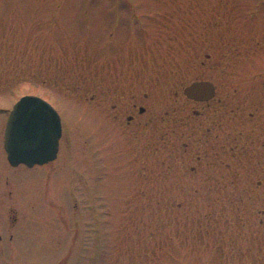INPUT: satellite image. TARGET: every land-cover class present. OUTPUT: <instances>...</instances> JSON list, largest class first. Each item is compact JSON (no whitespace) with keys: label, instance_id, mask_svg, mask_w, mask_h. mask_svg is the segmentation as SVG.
<instances>
[{"label":"rangeland","instance_id":"374dc122","mask_svg":"<svg viewBox=\"0 0 264 264\" xmlns=\"http://www.w3.org/2000/svg\"><path fill=\"white\" fill-rule=\"evenodd\" d=\"M25 95L62 136L32 168L0 141V264H264V0H0Z\"/></svg>","mask_w":264,"mask_h":264},{"label":"water","instance_id":"95a60500","mask_svg":"<svg viewBox=\"0 0 264 264\" xmlns=\"http://www.w3.org/2000/svg\"><path fill=\"white\" fill-rule=\"evenodd\" d=\"M183 94L195 102H207L213 99L215 87L209 81L193 82ZM61 133V118L48 102L34 95L21 97L5 126L3 148L8 164L32 168L53 162Z\"/></svg>","mask_w":264,"mask_h":264},{"label":"flooded vegetation","instance_id":"af4514ba","mask_svg":"<svg viewBox=\"0 0 264 264\" xmlns=\"http://www.w3.org/2000/svg\"><path fill=\"white\" fill-rule=\"evenodd\" d=\"M142 64H144L145 65V58H142ZM168 67H170V65H168ZM144 74L145 73H143V74H141V75H139V76H136L135 78H136V80H143L144 81ZM195 82V81H194ZM211 82V81H210ZM193 83V82H192ZM212 83V82H211ZM191 84V83H190ZM214 85V84H213ZM188 86V85H187ZM215 86V85H214ZM163 87H168V86H165V85H163ZM186 87V86H185ZM184 87V88H185ZM183 88V89H184ZM182 94H183V91H182ZM183 96H184V98L186 99V100H188V101H192V102H194V103H207V102H195V101H193V100H190V99H188L184 94H183ZM215 96H216V87H215V95H214V97H213V99L212 100H214V98H215ZM21 98V97H20ZM212 100H210V101H212ZM210 101H208V102H210ZM16 103V102H15ZM14 103V104H15ZM13 104V105H14ZM13 105H12V107H13ZM137 105H133V108H135ZM12 107H11V109H12ZM134 110H136V108L134 109ZM145 111H146V109L144 108V107H142V106H140V107H138V109L136 110V112H137V114L139 115V116H141V115H143L144 113H145ZM8 115H9V113H8ZM136 116L137 115H128L127 117H126V120H127V124L128 123H130V122H132L135 118H136ZM8 117V116H7ZM7 117H6V110H5V108H4V106H3V104H2V106H0V141H1V145H2V149H3V143H4V132H5V126H6V121H7ZM61 127H62V124H61ZM61 136H62V133H61ZM60 140H61V138H60ZM60 140H59V146H60ZM59 146H58V152H59ZM3 151H4V149H3ZM5 154V153H4ZM57 156H58V153H57ZM56 159H57V157H56ZM55 159V160H56ZM54 160V161H55ZM53 161V162H54ZM53 162H50V163H48V164H45V165H43V166H46V165H49V164H52ZM42 166V167H43Z\"/></svg>","mask_w":264,"mask_h":264}]
</instances>
